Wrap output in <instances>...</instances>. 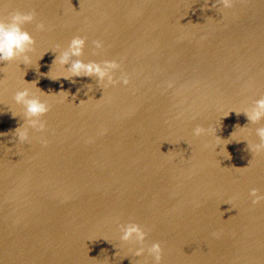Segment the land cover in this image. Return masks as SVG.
I'll return each mask as SVG.
<instances>
[{
	"label": "water",
	"instance_id": "1",
	"mask_svg": "<svg viewBox=\"0 0 264 264\" xmlns=\"http://www.w3.org/2000/svg\"><path fill=\"white\" fill-rule=\"evenodd\" d=\"M214 4L0 0V18L36 12L30 63H0V264H155L153 242L159 264H264V201L249 195L264 194V152L247 147L264 120L242 112L264 95V0ZM77 35L82 61L121 64L116 84L52 63ZM25 87L50 108L21 143ZM128 223L147 233L141 256L120 240Z\"/></svg>",
	"mask_w": 264,
	"mask_h": 264
},
{
	"label": "clouds",
	"instance_id": "2",
	"mask_svg": "<svg viewBox=\"0 0 264 264\" xmlns=\"http://www.w3.org/2000/svg\"><path fill=\"white\" fill-rule=\"evenodd\" d=\"M234 4L235 0H215L213 6L230 9ZM35 16L36 12L34 9L23 12L15 10L9 13L7 17L0 18V63H7L14 60H18L25 65L30 63V56L28 53L34 51L35 40L33 36L23 28V25L33 22ZM36 29L37 31H45L46 24L43 21H40L36 24ZM92 43L95 46V49H101L103 47L102 41L100 40H94ZM84 46V37L79 35L73 36L69 41L67 48L61 50L59 54L55 56L52 63H58L62 67L69 65L66 70L71 77H95L99 83L106 81L105 87L116 84L118 81L117 79H114V72L121 68V64L116 60L84 62L79 59V57L83 55ZM61 77L69 79V76L67 75ZM58 78L60 77H57L56 79ZM119 82L127 85L129 83L128 75L122 72L119 77ZM36 83L37 82L35 81V87ZM169 86H171V83H169ZM37 90L42 94H46L40 88H37ZM61 92L64 93L66 91H60L58 93ZM13 100L16 104L23 107L24 122L15 129L14 133L17 140L24 143L29 140V128L37 132L44 130L45 122L40 118L49 111L50 105L47 101H42L39 96L32 93L27 87L17 90L13 95ZM81 102H83V100ZM235 112L237 114L241 113V111ZM242 112L252 124H257L261 120H264V95L255 100L251 106L245 108ZM209 131L214 130L206 129L197 125L193 129V135L199 137ZM255 134L258 137L259 142H247V147L252 154H259L264 152V126L257 127L255 129ZM218 139H220V137H218ZM41 143L47 144V141L41 140ZM249 195L252 197L253 205L264 201V194H259L257 188H251L249 190ZM120 232L121 241L139 245V247L135 249L136 256H141L145 252V238L147 233L140 225L136 223L121 225ZM213 235L218 238L220 234L213 233ZM146 250L148 254L153 257L155 264H159L162 258L161 244L159 242H153L147 246Z\"/></svg>",
	"mask_w": 264,
	"mask_h": 264
}]
</instances>
